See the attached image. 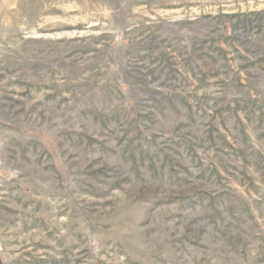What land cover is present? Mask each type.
Listing matches in <instances>:
<instances>
[{"label": "rangeland", "instance_id": "rangeland-1", "mask_svg": "<svg viewBox=\"0 0 264 264\" xmlns=\"http://www.w3.org/2000/svg\"><path fill=\"white\" fill-rule=\"evenodd\" d=\"M0 264H264V0H0Z\"/></svg>", "mask_w": 264, "mask_h": 264}]
</instances>
